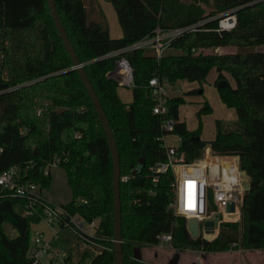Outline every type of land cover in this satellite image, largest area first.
Listing matches in <instances>:
<instances>
[{
  "label": "trees",
  "instance_id": "16d2710c",
  "mask_svg": "<svg viewBox=\"0 0 264 264\" xmlns=\"http://www.w3.org/2000/svg\"><path fill=\"white\" fill-rule=\"evenodd\" d=\"M111 2L123 28L120 37L111 36L105 14L93 15V5L87 6L86 0H56L73 48L109 118L120 153L121 177L129 176L127 181L121 179L120 187L125 264H156L142 256L137 259L135 249L157 245V235L164 232L173 234L177 253L191 247L226 251L234 243L264 250V51L205 52L214 47L264 45V0H214L209 12L199 3L208 0ZM228 10L236 14L237 24L219 29L220 16H212ZM199 21L203 23L197 29L172 39L160 58L148 48L122 51L153 35L157 27ZM123 57L133 68L131 103L122 101L118 81L109 76ZM213 68L218 72L216 85L226 80L225 72L235 80V86L229 82L218 88L223 103L237 112L234 128L218 119L215 138L204 140L201 122L191 130L181 119L183 96L169 99L167 115L153 112L152 77L202 84ZM212 110L205 101L198 116ZM165 118L174 120L172 133L180 137L177 150L188 162L202 158L210 146L217 156H237L250 177L240 218L222 221L211 239L193 238L187 217L174 212L172 169L154 181L153 167L168 160L167 148L159 139ZM56 161L64 168L73 195L62 205L86 221L99 219L97 241L103 248L93 256L86 251L73 264L87 258L90 264H116L113 156L93 101L74 68L48 0H0V172L18 165L21 181L36 182L42 190L52 183L45 168ZM12 193L0 185V264H31V226L43 219V205L49 201L40 192L34 214L25 215L21 209L27 199ZM216 210L218 204L210 193L209 213ZM5 223L18 232L16 237L7 234Z\"/></svg>",
  "mask_w": 264,
  "mask_h": 264
},
{
  "label": "built area",
  "instance_id": "2783aa9c",
  "mask_svg": "<svg viewBox=\"0 0 264 264\" xmlns=\"http://www.w3.org/2000/svg\"><path fill=\"white\" fill-rule=\"evenodd\" d=\"M219 17V29H231L237 24V16L233 10H228L221 13ZM203 21L192 23L184 26L171 27L168 29L156 28L153 35L136 41V43L124 48L122 51H130L137 48H148L153 50L157 58L163 56L169 48L172 39L182 34L187 30H194L201 25ZM116 53H119L116 52ZM123 63L128 70V83L124 84L119 73V66ZM109 76L118 81V88L125 87L132 91L135 88L133 68L128 59L121 58ZM167 79L160 80L158 76L152 77L149 81V86L152 90L155 104L153 112L159 115H167L169 112V99L176 96L178 89L172 87ZM118 92V91H117ZM175 93V94H174ZM174 120L165 118L162 123L163 135L159 138L162 140L167 148V161H159L153 167L154 181L158 180L161 173L172 169L174 172V182L172 184L175 199L171 203L174 212L177 215L196 217L200 222V233L207 239L218 234L220 223L224 220H234L236 216L240 218V208L246 191L249 189L250 177L245 171L238 166H231L234 163H227L220 160L219 157L213 153L210 146L204 150L203 157L192 162H188L184 154H180L177 150V145H167L166 138L174 130ZM180 139V137H179ZM237 157V156H234ZM58 164L57 161L50 163L45 168V174L51 175V167ZM237 169V173H236ZM235 170V173L233 172ZM22 170L18 165L11 166L8 169L0 172V185L11 190L14 196L26 198L27 203L22 208V213L25 215H32L35 212V196L40 195V186L33 181H21ZM123 181L129 179L128 175L121 177ZM230 184V186H229ZM214 195V200L218 204V210L209 213V194ZM43 197V196H42ZM235 204V211H228V206ZM219 215L222 218H219ZM234 215V217H231ZM225 217V218H224ZM236 218V219H238ZM50 225L54 226L58 233L62 229H69L73 234L80 239L86 249L93 248L97 253L103 248V245L97 240L99 235L97 230L99 228V219L86 221L79 215H72L62 204H54L46 202L43 205V219ZM207 221H214V225L208 226ZM200 235V236H201ZM159 240L156 246L163 247L164 243H169L172 246L173 234L171 232H164L157 235ZM237 247L234 243L229 251H233ZM85 252V251H84ZM84 252H77L78 255L70 254L69 250L52 244L42 232L36 233L32 238V247L30 251L31 264H73L82 257ZM203 257L201 251L197 252V261L203 264ZM90 262V259L87 258Z\"/></svg>",
  "mask_w": 264,
  "mask_h": 264
},
{
  "label": "rangeland",
  "instance_id": "374dc122",
  "mask_svg": "<svg viewBox=\"0 0 264 264\" xmlns=\"http://www.w3.org/2000/svg\"><path fill=\"white\" fill-rule=\"evenodd\" d=\"M189 1V0H186ZM214 0H208V2H199L204 7L206 12L214 9ZM109 5L114 11L112 2ZM93 11V10H92ZM220 13L214 14L212 17L220 15ZM112 15V16H111ZM108 21L111 25L112 32H116L114 24L120 25L116 19L115 12L107 16ZM122 35V34H121ZM120 35V36H121ZM116 36V37H120ZM249 51H264V45L258 46H226V47H214L205 50L207 53H225V52H249ZM216 70L213 68L206 81L202 84L198 81L180 80L176 82L177 87H181V93L185 97V103L180 107V115L184 121L187 122L188 126L198 128L200 122L202 123V138L206 141H211L216 136V121L218 119L223 120L231 128L235 127L236 118L230 119L229 111L233 112L235 116V110L228 107L220 98L218 88L215 85V73ZM225 78L231 84L234 83V78L225 72ZM203 87L204 92L199 93L200 88ZM121 96L124 101L129 102L132 99V90L120 87ZM196 90L194 93L193 91ZM126 92V93H125ZM205 101H208L212 106L213 110L210 113L202 114L198 116V110L202 107ZM228 117V118H227ZM170 144L178 143V139L174 135L168 136ZM220 160H224L227 163H234L231 166H238V160L234 156H220ZM235 173V170L233 171ZM237 173V169H236ZM235 173V175H236ZM52 183L50 187L42 188L41 193L44 199L54 204H66L72 200V192L68 185L67 176L63 167L57 165L51 168ZM230 186V184H229ZM235 208V204H234ZM236 209V208H235ZM235 209L228 211L234 212ZM225 218V217H224ZM238 218L235 217V219ZM239 219V218H238ZM188 223V219H187ZM5 231L7 234L12 235L14 231L9 223L4 224ZM219 231V229H218ZM17 233V231H15ZM213 238V237H212ZM75 246L63 244L62 247L73 250L77 248L78 241L72 240ZM74 247V248H73ZM140 248V247H139ZM142 258L146 261L153 262L156 264H167L170 259L177 253L176 250L170 247L169 243H164L163 247L160 246H142ZM201 251L202 254L208 258L210 264H263L264 263V250H251L245 247H237L233 251H203L196 248H189L183 252H180L181 257L178 264H200L197 259V252ZM76 253V251H75ZM74 253V254H75ZM82 264H90L84 262ZM203 264H205L203 262Z\"/></svg>",
  "mask_w": 264,
  "mask_h": 264
},
{
  "label": "water",
  "instance_id": "95a60500",
  "mask_svg": "<svg viewBox=\"0 0 264 264\" xmlns=\"http://www.w3.org/2000/svg\"><path fill=\"white\" fill-rule=\"evenodd\" d=\"M48 4L51 9V13L54 17L56 26L59 30L60 35L63 38L64 44L67 48V50L70 52V55L74 61V68L78 70L80 76L82 77V80L88 90V93L93 101V104L96 108V111L99 115V119L101 120V123L103 125V128L105 130V133L108 138V142L110 145V149L113 156V196H114V222H115V235H114V244H115V260L116 264H125L124 262V254H123V237H122V211H121V164H120V153L119 149L116 143V139L114 136V132L112 130L109 118L105 112V109L97 95V92L93 86L92 81L90 80L84 63H82L73 48L71 38L69 37L66 28L63 24V21L61 19L56 0H48ZM229 85L228 80H220L217 84V87H222ZM200 93H202V90H199ZM61 110H64L63 108ZM249 192V189L246 191V194ZM228 210L235 209L234 204H231L227 208ZM222 218V216H220ZM206 224L208 226H213L214 221H207ZM188 230L191 233L193 238L200 237V222L199 219L196 217H190L188 218ZM136 252V258H141V249L137 247L135 249ZM180 259V253H176L172 259L169 260L167 264H178Z\"/></svg>",
  "mask_w": 264,
  "mask_h": 264
},
{
  "label": "crops",
  "instance_id": "0c3cea01",
  "mask_svg": "<svg viewBox=\"0 0 264 264\" xmlns=\"http://www.w3.org/2000/svg\"><path fill=\"white\" fill-rule=\"evenodd\" d=\"M109 2H111V0H86L87 6L93 5V8H94L93 15H96V16L98 15V17H100L102 12L105 14L106 20H107V22L109 24V31H110L111 36L116 37V36H120L121 34L123 35V28H122V26H121V24L119 22L118 15H117V11H116L114 5H113V7H114V11H113L112 7L109 5ZM113 12H115L116 19L118 20V22L120 24V25H116V23L114 24V28H115V31H116L115 33L112 32L111 25H110V23L108 21V17H107L109 15V13L110 14H113ZM215 73H216L215 74V77L217 79L218 72L216 71ZM216 79H215V82H216ZM178 81H180V80H178ZM170 85L172 87H175V88L178 89V93H177L178 96H183L182 93H181L182 88L181 87L180 88L177 87L176 86V82L175 83H170ZM215 85H216V83H215ZM232 85L235 86V80H234V83H232ZM216 87H217V85H216ZM119 89H120V87L117 89V91H118V94H119L120 98L122 99L121 91ZM126 89H129V88H126ZM200 90H202L204 92L203 87ZM203 92H202V94H203ZM175 96H176V94H175ZM133 99H134V95H133V92H132V99L129 102L124 101L123 99H122V101L125 102V103H131L133 101ZM232 109L235 110V108H232ZM235 113H236V115L234 116L233 115V112L229 111V113H228L229 116L228 117L230 119H234V118L237 119V112H236V110H235ZM181 119H182V117H181ZM188 128L191 129V130L192 129H195V127H190V126H188ZM177 139H178V143L170 144L169 141H168V136H167L166 143H167V145H177L178 146L179 143H180V139H179V137H177ZM235 158L239 162V158L238 157H235ZM57 165L58 164H55V165H53V167L54 166H57ZM66 176H67V174H66ZM67 181H68V179H67ZM68 185H69V183H68ZM69 187H70V185H69ZM70 189H71V187H70ZM71 192H72V189H71ZM41 195H42V193H41ZM21 211H22V209H21ZM231 217H234V215H232ZM56 230L57 229L54 226L50 225L46 220H41L40 222H37V223H33L32 224V226H31V231H32L31 235H32V238H33L36 235V233L42 232L45 235V238L46 239H48L52 244L57 245V246H62L63 244L64 245L67 244V245H70V246H75V243H72V240L78 241V245L79 246H77V248H74L73 247L74 248L73 250L69 249V252H70L71 255L74 254L75 251H76L75 255H78L77 252L80 253V252H84V251L85 252L86 251H90L92 256L95 255V254H97V252L93 248L86 249V247L84 246L83 242L80 239H78L73 234V232L71 230H69V229H62L58 233L56 232ZM12 231H14V232H12L13 234L12 235H9V233H8V235L11 236V237H16L17 234H18V232L16 233L15 232L16 231L15 229H13ZM141 256H142V251H141ZM180 257H181V254H180ZM80 258H81V256H79V259ZM85 262H89V261L86 260ZM203 262L205 264H210L211 263V262H209L208 258H206L205 256L203 257ZM193 264H196V263L193 262Z\"/></svg>",
  "mask_w": 264,
  "mask_h": 264
},
{
  "label": "bare ground",
  "instance_id": "6f19581e",
  "mask_svg": "<svg viewBox=\"0 0 264 264\" xmlns=\"http://www.w3.org/2000/svg\"><path fill=\"white\" fill-rule=\"evenodd\" d=\"M128 68L125 64L121 63L119 66V73H120V77L121 80L123 81L124 84H127L129 81V77H128ZM125 88V87H124ZM220 218V217H219Z\"/></svg>",
  "mask_w": 264,
  "mask_h": 264
}]
</instances>
